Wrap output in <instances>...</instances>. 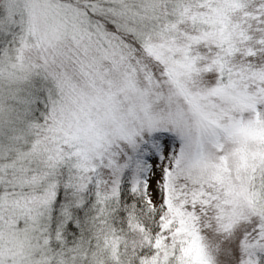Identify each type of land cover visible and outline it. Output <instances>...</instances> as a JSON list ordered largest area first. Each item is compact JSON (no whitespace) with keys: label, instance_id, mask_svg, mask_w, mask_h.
Segmentation results:
<instances>
[{"label":"snow or ice","instance_id":"6c2138e0","mask_svg":"<svg viewBox=\"0 0 264 264\" xmlns=\"http://www.w3.org/2000/svg\"><path fill=\"white\" fill-rule=\"evenodd\" d=\"M0 264H264V0H0Z\"/></svg>","mask_w":264,"mask_h":264}]
</instances>
